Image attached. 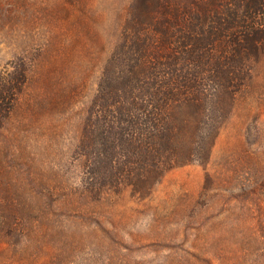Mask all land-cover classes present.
Here are the masks:
<instances>
[{"label": "rangeland", "instance_id": "374dc122", "mask_svg": "<svg viewBox=\"0 0 264 264\" xmlns=\"http://www.w3.org/2000/svg\"><path fill=\"white\" fill-rule=\"evenodd\" d=\"M134 0H0V264H264V54L209 161L79 200V144Z\"/></svg>", "mask_w": 264, "mask_h": 264}, {"label": "trees", "instance_id": "16d2710c", "mask_svg": "<svg viewBox=\"0 0 264 264\" xmlns=\"http://www.w3.org/2000/svg\"><path fill=\"white\" fill-rule=\"evenodd\" d=\"M263 54L264 0H134L83 125L77 198L145 199L166 173L206 164ZM25 79L0 78V128Z\"/></svg>", "mask_w": 264, "mask_h": 264}]
</instances>
